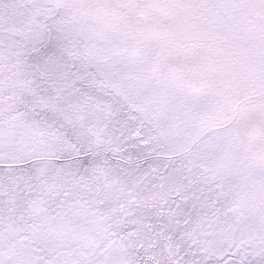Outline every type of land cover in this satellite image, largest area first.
<instances>
[{
	"label": "snow or ice",
	"instance_id": "6c2138e0",
	"mask_svg": "<svg viewBox=\"0 0 264 264\" xmlns=\"http://www.w3.org/2000/svg\"><path fill=\"white\" fill-rule=\"evenodd\" d=\"M0 264H264V0H0Z\"/></svg>",
	"mask_w": 264,
	"mask_h": 264
}]
</instances>
